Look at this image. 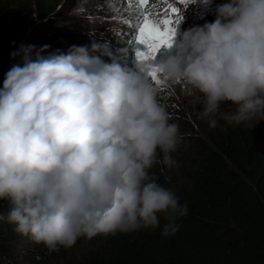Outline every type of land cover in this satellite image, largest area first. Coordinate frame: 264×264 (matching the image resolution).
<instances>
[{"label": "clouds", "instance_id": "9594fccd", "mask_svg": "<svg viewBox=\"0 0 264 264\" xmlns=\"http://www.w3.org/2000/svg\"><path fill=\"white\" fill-rule=\"evenodd\" d=\"M214 11V20L176 30V51L163 61L110 63L107 44L44 55L50 45L21 43L12 55L24 63L0 88V199L9 204L0 220L53 251L159 227L161 215L162 235L175 234L187 204L150 170L161 155L177 165L182 134L150 72L199 96L205 116L231 102L228 123L264 119V0H224Z\"/></svg>", "mask_w": 264, "mask_h": 264}, {"label": "trees", "instance_id": "16d2710c", "mask_svg": "<svg viewBox=\"0 0 264 264\" xmlns=\"http://www.w3.org/2000/svg\"><path fill=\"white\" fill-rule=\"evenodd\" d=\"M100 1L107 6L98 14L93 10L96 0L73 1L78 7L72 12L82 22L70 29L56 25L59 16L49 13L45 0H0V88L8 71L24 63L22 55H12L21 43L35 45L37 51L50 45L44 55L68 52L77 41L89 47L107 44L113 52L105 61L134 62L129 43L134 29L126 21H135L136 7L130 9L128 0ZM163 105L182 134L172 153L178 163L168 167L161 155L150 171L187 204L175 234L162 235L167 220L161 215L159 227L80 237L74 246L53 251L3 219L0 264H264V124L255 119L228 123L222 113L235 111L231 102L222 103L214 116L203 115L202 101L189 111ZM8 207L0 199V214L6 216Z\"/></svg>", "mask_w": 264, "mask_h": 264}, {"label": "rangeland", "instance_id": "374dc122", "mask_svg": "<svg viewBox=\"0 0 264 264\" xmlns=\"http://www.w3.org/2000/svg\"><path fill=\"white\" fill-rule=\"evenodd\" d=\"M35 1V0H30ZM48 5L51 7V11L49 13L57 14L59 17L56 19V25H62L60 27L73 28L75 29L77 22H82L77 17V14H73V9L75 6L73 1H81V0H45ZM87 1V0H86ZM224 0H215V3H222ZM81 3V2H79ZM97 5H94L93 10L97 12H104L105 7L107 6L104 2L100 0H96ZM168 3L174 4L175 6L180 8V13L178 14L181 17V20L178 24L175 25L177 30V36L182 33V31L186 28L192 27L194 25H203L206 21H212L215 19V3L212 5H206L204 0H196L195 3H190L189 0L181 3V0H152V4L156 7L152 8L153 13H158L163 11V9L167 6ZM82 4V3H81ZM95 4V0H94ZM128 5H130L128 3ZM104 6V7H103ZM130 9H134L135 6L130 5ZM98 14V13H97ZM103 15V14H102ZM74 20H76L74 22ZM113 22H115L113 20ZM116 23V22H115ZM112 22H109L108 25H111ZM55 25V26H56ZM124 26L123 23L120 24ZM52 27V26H51ZM90 27L98 29L99 27H103V25H94L90 24ZM176 39L175 37L173 38ZM79 46H85L84 42L77 41ZM176 51L175 44L172 43L171 46L164 45L162 46L156 54L155 59L157 60H165L169 55L174 54ZM113 52V51H112ZM160 79L162 83L157 84L153 81L154 85L158 89L157 98L160 103L165 105H178L182 107L184 110L189 111L201 102L199 96H191L188 95L184 89V86L180 83L170 84L165 82L160 75ZM256 121L264 124V119L260 116L254 117ZM262 119V120H261Z\"/></svg>", "mask_w": 264, "mask_h": 264}, {"label": "snow or ice", "instance_id": "6c2138e0", "mask_svg": "<svg viewBox=\"0 0 264 264\" xmlns=\"http://www.w3.org/2000/svg\"><path fill=\"white\" fill-rule=\"evenodd\" d=\"M184 2L186 0H181V3ZM128 3L134 4L137 9L135 21H126L134 29L129 33V43L134 47L136 61L154 60L162 46H171L176 33L175 25L181 20L178 15L180 8L168 3L163 11L153 13L152 8L156 6L152 0H128ZM150 76L155 83H162L158 69H153Z\"/></svg>", "mask_w": 264, "mask_h": 264}]
</instances>
